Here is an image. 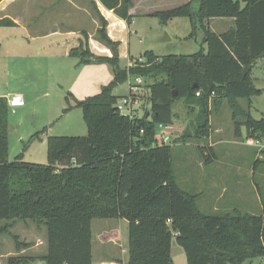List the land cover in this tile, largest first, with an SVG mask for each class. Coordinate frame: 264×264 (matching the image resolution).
Segmentation results:
<instances>
[{
    "label": "trees",
    "instance_id": "trees-1",
    "mask_svg": "<svg viewBox=\"0 0 264 264\" xmlns=\"http://www.w3.org/2000/svg\"><path fill=\"white\" fill-rule=\"evenodd\" d=\"M89 1L98 18L95 37L111 55H95L80 43L69 54L79 63H109L113 78L98 93L74 104L69 94L65 96L63 112L80 108L87 133L48 136L46 163L24 161L21 153L8 160L9 107L7 98L0 96V220L6 221L0 233H8L16 221L31 220L46 230L44 264H92V220L124 218L128 221V264H172V236L187 264L264 260V196L259 215L237 209L224 214L200 211L196 194L176 182L172 145L157 140V125L173 123L172 105L177 99L197 111L192 128L173 142L207 137L210 105L216 109L222 100L231 108L236 130V120L242 117L247 137H264V116L255 119L248 111L251 97L264 93L251 78V68L264 59V0H242L243 5L240 0H189L155 11L151 15L162 23L188 18L186 38L200 31L199 49L162 56L147 50L125 68L118 65L119 41L107 35L106 20L94 0ZM99 1L131 24V0ZM215 17L232 18V26L212 32L209 20ZM11 23L0 20V25ZM246 66L251 68L242 77ZM138 76L151 79L145 97L150 110L145 108L134 117L121 115L116 109L119 97L112 89ZM241 100L247 102L246 108L239 104ZM41 132H34L30 140ZM198 151L205 164L215 157L211 147ZM26 259L10 255L6 264H24Z\"/></svg>",
    "mask_w": 264,
    "mask_h": 264
},
{
    "label": "rangeland",
    "instance_id": "rangeland-1",
    "mask_svg": "<svg viewBox=\"0 0 264 264\" xmlns=\"http://www.w3.org/2000/svg\"><path fill=\"white\" fill-rule=\"evenodd\" d=\"M78 3L83 4L79 0ZM183 3L180 0H172L168 9ZM240 3L243 5L244 2L240 0ZM193 6L196 7L197 3L194 2ZM87 9L90 11V16L98 20L92 6L89 5ZM231 20L232 18H212L209 28L215 33L223 32L232 26ZM69 26L88 31L82 32L83 40H81L80 44L87 45L91 52L98 51L97 47L103 45L96 39L93 23L86 13L76 11L75 19H71ZM131 29L136 30L135 33L131 32L128 37L131 54L135 59H139L147 50L152 51L158 56L190 54L199 49L202 38L200 31L197 32L194 38H186L190 32L189 19L186 17H175L166 23H162L157 17L136 16L132 21ZM89 34H92L91 37L97 42L90 40ZM118 57L119 67H127L130 61L129 58L127 56ZM24 60L25 62L19 60L11 63L8 75H6L4 69H0L1 89H7L11 93L14 91L31 92L38 89L44 76L43 69L36 67L30 58H25ZM74 60L73 62L77 65V69L71 73H66V68L71 61L59 65L60 61H58L56 62L57 64L51 62V65L54 66V69L59 70H55V73L49 70L51 72H48V74L52 78L56 75V77L59 76L62 80L60 83H65V86L70 83L74 88L82 92L80 94L82 98L98 93L101 87L113 78L112 66L107 62L92 61L77 64L78 58L74 57ZM251 73L257 78L254 85L258 88H264V59L256 61ZM150 81L151 79L149 78L143 79L142 91L145 93V96L139 95L140 108H138V112L140 115L143 113L144 107L150 110V103L145 100L147 94L146 84L150 83ZM49 88L52 92L59 90L58 87L53 86L52 82L49 83ZM128 89L129 79H126L116 84L112 89V93L115 96L121 97L128 93ZM53 97L55 96L53 95ZM26 101L25 97L24 105L14 108L13 113L9 111V116L13 119V125H15L14 120L22 119L23 124L21 129H26L34 116L32 103L28 101L26 103ZM39 102L36 101L34 103L39 104ZM239 104L243 108L247 107V102L244 100L239 101ZM249 106L248 111L253 118L260 119L264 116V93L252 96ZM172 111L174 113L173 125L179 128L173 131V140L181 136L184 129L192 128L194 114L197 110L191 111L181 99H177L173 102ZM73 112L79 114L82 126L81 132H73L74 130H70V132H58L73 133L71 135L60 134L61 136L86 135L87 126L83 117L81 118V109L78 108ZM209 112L210 134L207 137L201 139L190 138L186 142L180 140L171 142L172 165L176 182L183 190L199 194L197 203L200 210L206 214H224L237 209L241 212L259 215L261 213L259 193L264 196V137L253 138L255 145L246 144L245 140L248 137L245 133L244 119L242 117L237 118L236 121L239 124V128L236 130L231 108L226 100H222L216 109L210 105ZM41 113L39 111L37 115L39 116ZM181 128L183 131H180ZM9 131H11L10 142L13 144L10 155L16 151L15 156L19 153L23 156L24 151H27L26 154L32 151L41 156L40 159L37 156L32 162H47V139L40 141L39 137H35L30 140V135L22 143H19L13 134V128ZM209 142H214V144L211 146ZM200 147L213 148L215 157L210 163L205 164L203 162L198 151ZM17 149L21 150L18 151ZM212 169L215 171L211 173ZM217 170H221L222 173H218ZM5 223L6 221L0 220V227ZM91 228V247L94 261L105 257V259L110 258L111 261L118 259L119 262L117 264H121L120 261L127 260L128 221L126 219H93ZM109 233L112 234L113 238L117 239L116 241H119L117 244H113L114 240L110 238ZM14 235L15 238L13 237ZM102 239L103 248L99 249L97 244ZM45 252L46 230L42 225H37L36 222L31 220H27L26 222L16 221L8 227V233H0V264H6V259L10 255L27 256L28 259H26L24 264H44L42 255ZM170 255L172 264H187L184 251L176 242L175 236H172L171 239ZM243 264H264V260L257 257Z\"/></svg>",
    "mask_w": 264,
    "mask_h": 264
},
{
    "label": "crops",
    "instance_id": "crops-1",
    "mask_svg": "<svg viewBox=\"0 0 264 264\" xmlns=\"http://www.w3.org/2000/svg\"><path fill=\"white\" fill-rule=\"evenodd\" d=\"M80 1L85 4V6L78 3V0H0V20L8 19L12 22L10 25H0V69H4L6 75H8L11 63L19 60L25 62V58H30L33 60V63L36 67L43 69L42 71L44 74L38 89L31 92L14 91L11 93L7 89L0 88V96L9 98L13 94H20L23 101L22 105L25 104V97L28 102L32 103V112L34 116L32 121L27 125L26 129H21L23 124L22 119H18L16 121L14 120L15 125H13V119L11 116H9V111L13 113L15 110L14 108H18L22 105L8 104L9 130L13 128V134L16 136L19 143H22V141L27 138V136H30L34 132L40 131L42 129L43 132H41L39 135L40 141L46 140L48 136L73 134L58 132H70V130H74L73 132H81L82 126L81 120H79V114L77 112H73L78 108L72 107L66 112H63V109L66 105L65 96L67 94H69L71 104H74L75 100H81L85 97L82 98L80 95L82 92L77 88H74L70 83L67 84V86H65V83L61 84L60 82L62 80L59 76L56 77V75L52 78L48 74V72L53 71L55 73V70H59L54 69V66L51 65V62L53 64H57L56 62L60 61L58 63L59 65L61 63L71 61V63H69L68 67L66 68V73H71L77 69V65L73 62L75 61L74 57L70 56L69 52L71 48L76 47L81 42V40H83L82 32L87 30L84 31L82 29H75L69 26L71 19H75L76 11L82 12L84 14L86 13L90 21L93 23L94 32L98 27L97 20L90 16V11L87 9L89 5L91 6L90 1L79 0V2ZM188 1L189 0H180V2L184 3ZM94 2L100 15H102L106 20L107 35L112 40L119 41V56H127L130 60L127 64V66H129L135 59L131 54L130 42L128 40L131 32H136V30L131 29L132 22L130 25H127L126 22L116 16L112 10L105 8L99 0H94ZM170 2H172V0H131V5L128 9V12L133 15V19L136 16H152L151 14L155 11L168 9ZM210 21L211 19L209 20V23ZM91 35L92 34H89L90 40L95 41ZM97 50L98 51L94 52L97 55H111L110 50L104 45L97 47ZM77 64H81L79 63V59ZM253 67L251 68V72ZM63 73L65 72L63 71ZM251 78L253 82H255L257 79L254 75H252V73ZM50 82L53 83V86L58 87L59 90L52 92L49 88ZM53 95L55 97H53ZM36 101H40L39 104H35L34 102ZM39 111L42 113L38 116L37 113ZM57 124L58 126H56ZM174 127L175 131L178 126ZM180 131H183V129L181 128ZM10 135L11 131H9L8 137V160H12L16 154V151H14L10 155L13 145L10 142ZM213 144L214 142H209V145L212 146ZM17 150L20 151L21 149ZM33 151L35 150L33 149ZM26 153L27 151L23 152L22 159L24 161L32 162L37 158V156L38 159L41 158L39 154L37 155L32 151L28 154ZM214 171L215 170L212 169L211 173ZM217 171L218 173H222L221 170ZM196 196L197 203L199 194H196ZM259 197V202L261 204L262 195H260V193ZM197 206L199 208L198 203ZM109 236L114 240L113 244H117V242H119L116 241L117 239L113 238L111 233H109ZM97 245L99 249L103 248V239L99 240ZM128 257L129 255L127 256L126 261H120L121 264H128ZM114 261H111L110 258L105 259V257L96 259L94 261L92 255V264H117V262H119L118 259Z\"/></svg>",
    "mask_w": 264,
    "mask_h": 264
},
{
    "label": "built area",
    "instance_id": "built-area-1",
    "mask_svg": "<svg viewBox=\"0 0 264 264\" xmlns=\"http://www.w3.org/2000/svg\"><path fill=\"white\" fill-rule=\"evenodd\" d=\"M143 78L135 77L133 79L129 78V89L126 95L119 97L116 101V109L121 115L134 117L138 115V108H140V99L139 95L145 96V93L142 91ZM196 95H199V92H196ZM144 98V97H143ZM9 105H22V97L20 94H13L7 98ZM141 110V109H140ZM140 115V114H139ZM175 127L171 124H162L157 125V140L158 144H171L172 142V133ZM248 145H255V141L252 137H248L245 140ZM257 143V142H256Z\"/></svg>",
    "mask_w": 264,
    "mask_h": 264
},
{
    "label": "water",
    "instance_id": "water-1",
    "mask_svg": "<svg viewBox=\"0 0 264 264\" xmlns=\"http://www.w3.org/2000/svg\"><path fill=\"white\" fill-rule=\"evenodd\" d=\"M251 67L250 66H246V67H244L243 69H242V71H241V76L242 77H244L245 76V74L247 73V71L250 69ZM175 91H173V96H175ZM161 103V102H160Z\"/></svg>",
    "mask_w": 264,
    "mask_h": 264
}]
</instances>
